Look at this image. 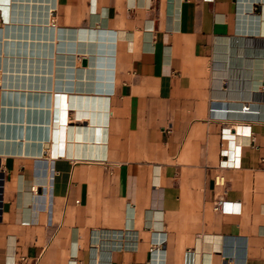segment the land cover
<instances>
[{
    "label": "crops",
    "instance_id": "1",
    "mask_svg": "<svg viewBox=\"0 0 264 264\" xmlns=\"http://www.w3.org/2000/svg\"><path fill=\"white\" fill-rule=\"evenodd\" d=\"M48 1L0 0V264H264V0Z\"/></svg>",
    "mask_w": 264,
    "mask_h": 264
},
{
    "label": "bare ground",
    "instance_id": "2",
    "mask_svg": "<svg viewBox=\"0 0 264 264\" xmlns=\"http://www.w3.org/2000/svg\"><path fill=\"white\" fill-rule=\"evenodd\" d=\"M16 2V1H15ZM22 2V1H21ZM29 2V1H28ZM17 3V2H16ZM26 3V2H25ZM36 4V5H35ZM30 5L33 7V9L34 8H38V7H40L41 6V8L43 7V6H46V9H49L50 8V4H49V1L48 0H32V2L30 3ZM37 6V7H36ZM48 11V10H47ZM47 14H48V12H47ZM48 18V17H47ZM48 20V19H47ZM49 21V20H48ZM40 22V21H39ZM45 22V21H44ZM15 23V22H14ZM49 23V22H48ZM52 24V23H51ZM50 23L49 24H46V25H48L47 26V35H46V46L44 47V44L43 45H41V47H40V43H39V29L37 28V36H35L34 34H33V31L35 32V30L32 28V34H31V41H30V44H29V46L27 45V47H29V50L27 51H25V53H26V58L27 57H30L31 58V60H32V63L34 62V60H38V59H40V58H46V59H48L52 54V52L50 51V47H51V43H49L50 41V39H51V37H50V32H51V27H52V25H51ZM22 25H23V23H22ZM28 25V24H27ZM36 26V25H35ZM53 28V27H52ZM20 32H21V30H20ZM19 32V33H20ZM22 33H24V32H22ZM8 34H9V32L7 33V28L5 29V32H4V37L6 38L5 39V41H4V45H3V48H2V52L4 53V60L2 61V63H3V65L2 66H0V68H1V74H2V77H3V81H2V85L4 86V87H7L8 85L12 88L13 86H15V87H19L20 86V83L19 82H15L14 83V78H18V74L20 73V70L21 71H26L27 69L26 68H21V66H7V54H8V52H10V53H12V51H13V54H14V56L13 57H15V58H18V53L19 54H21V53H23V51H19V50H17V46L16 45H14L15 46V49H14V46H13V49H10V51H8V49H9V47L10 48H12V41L10 40V43H8V40H7V37H8ZM41 34H43V33H41ZM13 37V36H12ZM14 37L15 38H17L18 36L16 35V33H15V35H14ZM10 38H11V35H10ZM20 38V37H19ZM18 41V40H17ZM23 41H25V40H23ZM44 42V41H43ZM27 43V42H26ZM26 47V48H27ZM25 48V49H26ZM44 48H46V49H44ZM52 48V47H51ZM18 49H20V48H18ZM1 52V51H0ZM1 59V58H0ZM20 60V59H19ZM13 63V62H12ZM24 69V70H23ZM26 69V70H25ZM10 75V76H9ZM8 76H9V78H10V80H11V82L10 83H8ZM7 90V89H6ZM11 91V90H10ZM10 91H9V93H10ZM17 91V90H16ZM3 92H4V90H3ZM11 93H12V91H11ZM4 94V93H3ZM5 95V94H4ZM5 100V103H6V99H4ZM24 103V102H23ZM86 103H88L87 101H86ZM16 104V103H15ZM23 105V104H22ZM27 105V104H26ZM29 105H31V104H29ZM87 105V104H86ZM36 106V105H35ZM82 106H84V103L82 104ZM88 106V105H87ZM96 106V105H95ZM7 107V106H6ZM16 107V106H15ZM23 107V106H22ZM89 107V106H88ZM30 108H32V107H30ZM64 114V113H63ZM60 116H61V114H60ZM78 117H83V116H87L88 117V120L90 121V123L94 126V125H96V123H97V121H98V119H97V113H96V111H94V112H90V111H87V112H83V109H81V111H78V115H77ZM61 119V118H60ZM59 120V119H58ZM58 120H55V121H58ZM65 120V118L63 119V121ZM63 121H61V122H63ZM18 122V121H17ZM102 122H103V120H102ZM5 123V122H4ZM15 123V122H14ZM22 123V122H21ZM30 123V122H29ZM37 123V122H36ZM38 123H39V120H38ZM48 123V122H47ZM17 124V123H16ZM19 124H20V122H19ZM28 124V123H27ZM32 124H35V123H32ZM49 124V127H50V129H51V120H50V122L48 123ZM45 125V124H44ZM47 125V124H46ZM57 125H59V122H57ZM17 127V126H16ZM57 127H59V126H57ZM24 129V128H23ZM101 129V128H100ZM43 130V129H42ZM88 132V131H87ZM22 133H24V132H22ZM80 134H82V131L80 130V132H79ZM66 134V133H65ZM95 135V134H94ZM98 136V135H97ZM17 137V136H16ZM42 137H43V135H42ZM24 138V137H23ZM48 139V138H47ZM28 140V139H27ZM86 140H87V138H86ZM80 141V140H79ZM82 142V141H81ZM86 142V141H85ZM95 142V141H94ZM47 152V151H46Z\"/></svg>",
    "mask_w": 264,
    "mask_h": 264
},
{
    "label": "built area",
    "instance_id": "3",
    "mask_svg": "<svg viewBox=\"0 0 264 264\" xmlns=\"http://www.w3.org/2000/svg\"><path fill=\"white\" fill-rule=\"evenodd\" d=\"M214 185L217 187H222L224 185V178L222 175L215 176ZM225 203H226V201L224 200V198L221 197L220 195H217L213 199L212 209L214 211H222L225 207Z\"/></svg>",
    "mask_w": 264,
    "mask_h": 264
},
{
    "label": "water",
    "instance_id": "4",
    "mask_svg": "<svg viewBox=\"0 0 264 264\" xmlns=\"http://www.w3.org/2000/svg\"><path fill=\"white\" fill-rule=\"evenodd\" d=\"M86 64H87V59L86 58H83L82 65L85 66Z\"/></svg>",
    "mask_w": 264,
    "mask_h": 264
}]
</instances>
